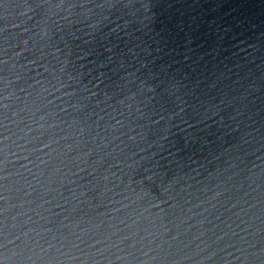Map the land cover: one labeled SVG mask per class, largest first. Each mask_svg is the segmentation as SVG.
I'll return each instance as SVG.
<instances>
[{"label": "water", "instance_id": "water-1", "mask_svg": "<svg viewBox=\"0 0 264 264\" xmlns=\"http://www.w3.org/2000/svg\"><path fill=\"white\" fill-rule=\"evenodd\" d=\"M0 264H264V0H0Z\"/></svg>", "mask_w": 264, "mask_h": 264}]
</instances>
